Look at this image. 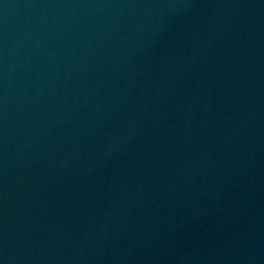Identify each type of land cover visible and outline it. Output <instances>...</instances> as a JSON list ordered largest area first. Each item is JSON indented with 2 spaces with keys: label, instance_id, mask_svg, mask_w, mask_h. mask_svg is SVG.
<instances>
[{
  "label": "water",
  "instance_id": "obj_1",
  "mask_svg": "<svg viewBox=\"0 0 264 264\" xmlns=\"http://www.w3.org/2000/svg\"><path fill=\"white\" fill-rule=\"evenodd\" d=\"M263 236L264 0H0V264Z\"/></svg>",
  "mask_w": 264,
  "mask_h": 264
}]
</instances>
